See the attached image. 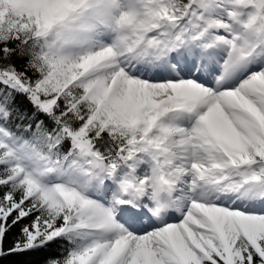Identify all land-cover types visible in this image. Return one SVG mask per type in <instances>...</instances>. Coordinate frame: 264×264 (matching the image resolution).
Wrapping results in <instances>:
<instances>
[{
    "label": "snow or ice",
    "instance_id": "obj_1",
    "mask_svg": "<svg viewBox=\"0 0 264 264\" xmlns=\"http://www.w3.org/2000/svg\"><path fill=\"white\" fill-rule=\"evenodd\" d=\"M264 264V0H0V264Z\"/></svg>",
    "mask_w": 264,
    "mask_h": 264
},
{
    "label": "trees",
    "instance_id": "obj_2",
    "mask_svg": "<svg viewBox=\"0 0 264 264\" xmlns=\"http://www.w3.org/2000/svg\"><path fill=\"white\" fill-rule=\"evenodd\" d=\"M5 264H8V262L6 261Z\"/></svg>",
    "mask_w": 264,
    "mask_h": 264
}]
</instances>
